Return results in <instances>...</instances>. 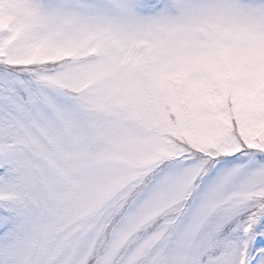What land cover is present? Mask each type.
<instances>
[{"label":"snow or ice","instance_id":"obj_1","mask_svg":"<svg viewBox=\"0 0 264 264\" xmlns=\"http://www.w3.org/2000/svg\"><path fill=\"white\" fill-rule=\"evenodd\" d=\"M0 264H264V0H0Z\"/></svg>","mask_w":264,"mask_h":264}]
</instances>
